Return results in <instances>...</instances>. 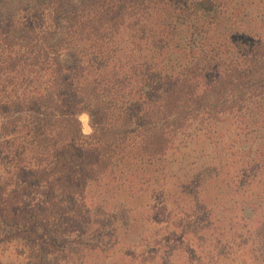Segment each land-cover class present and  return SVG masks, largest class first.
Segmentation results:
<instances>
[{
    "label": "trees",
    "instance_id": "obj_1",
    "mask_svg": "<svg viewBox=\"0 0 264 264\" xmlns=\"http://www.w3.org/2000/svg\"><path fill=\"white\" fill-rule=\"evenodd\" d=\"M0 264H264V0H0Z\"/></svg>",
    "mask_w": 264,
    "mask_h": 264
},
{
    "label": "rangeland",
    "instance_id": "obj_2",
    "mask_svg": "<svg viewBox=\"0 0 264 264\" xmlns=\"http://www.w3.org/2000/svg\"><path fill=\"white\" fill-rule=\"evenodd\" d=\"M80 119L82 120L83 122V126H84V132L86 134L90 133V127H89V118L86 114L82 115L80 117Z\"/></svg>",
    "mask_w": 264,
    "mask_h": 264
}]
</instances>
